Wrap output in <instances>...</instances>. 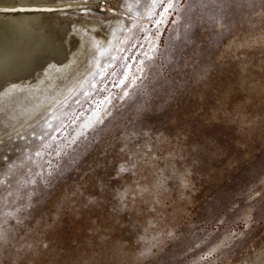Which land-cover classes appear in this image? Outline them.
Segmentation results:
<instances>
[{"label": "rangeland", "instance_id": "rangeland-1", "mask_svg": "<svg viewBox=\"0 0 264 264\" xmlns=\"http://www.w3.org/2000/svg\"><path fill=\"white\" fill-rule=\"evenodd\" d=\"M107 3L104 59L0 134V264H264V0Z\"/></svg>", "mask_w": 264, "mask_h": 264}, {"label": "bare ground", "instance_id": "bare-ground-1", "mask_svg": "<svg viewBox=\"0 0 264 264\" xmlns=\"http://www.w3.org/2000/svg\"><path fill=\"white\" fill-rule=\"evenodd\" d=\"M108 3L0 0V134L31 123L99 65L124 24L121 18L98 16ZM89 11L95 16L85 14ZM103 115L100 108L92 110L79 131Z\"/></svg>", "mask_w": 264, "mask_h": 264}, {"label": "snow or ice", "instance_id": "snow-or-ice-1", "mask_svg": "<svg viewBox=\"0 0 264 264\" xmlns=\"http://www.w3.org/2000/svg\"><path fill=\"white\" fill-rule=\"evenodd\" d=\"M126 3H127V0H126ZM153 6L155 7L156 4L154 3ZM169 7H171V4H169ZM167 11V9H165ZM37 155H39V153H37ZM121 171H123V168L121 169Z\"/></svg>", "mask_w": 264, "mask_h": 264}, {"label": "water", "instance_id": "water-1", "mask_svg": "<svg viewBox=\"0 0 264 264\" xmlns=\"http://www.w3.org/2000/svg\"><path fill=\"white\" fill-rule=\"evenodd\" d=\"M15 8H17V7H15ZM3 10H5V9H3ZM6 10H7V9H6ZM15 10H16V9H14V8L12 9V11H15ZM18 10H20V9L18 8ZM7 11H8V10H7Z\"/></svg>", "mask_w": 264, "mask_h": 264}]
</instances>
